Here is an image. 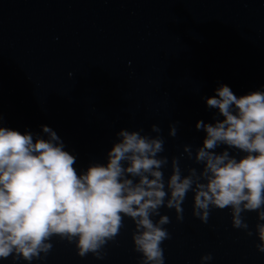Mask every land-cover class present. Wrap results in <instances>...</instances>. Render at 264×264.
<instances>
[{
	"label": "water",
	"instance_id": "obj_1",
	"mask_svg": "<svg viewBox=\"0 0 264 264\" xmlns=\"http://www.w3.org/2000/svg\"><path fill=\"white\" fill-rule=\"evenodd\" d=\"M221 85L237 97L264 92V0H0V127L35 140L48 139L47 125L78 175L107 164L122 130L162 139L156 158L166 160L158 170L167 195L151 219H170L164 264H264V205L240 213L247 228L233 227L231 207L210 205L206 223L193 215L196 183H207L196 160L206 132L196 122L223 119L206 104ZM225 150L246 155L224 144L211 151ZM174 162L182 178L195 170L182 221L167 207ZM121 215L118 234L95 252L81 256L78 237L53 234L46 252L28 261L14 251L0 264H144L136 225Z\"/></svg>",
	"mask_w": 264,
	"mask_h": 264
},
{
	"label": "clouds",
	"instance_id": "obj_2",
	"mask_svg": "<svg viewBox=\"0 0 264 264\" xmlns=\"http://www.w3.org/2000/svg\"><path fill=\"white\" fill-rule=\"evenodd\" d=\"M215 93L206 104L218 109L223 119L196 122V128L206 132L196 160L204 163L201 175L207 183H196L193 215L206 223L210 205L221 210L231 207L233 227L247 228L240 213L264 205V92L237 97L228 85H221ZM41 127L48 139L33 140L31 133L0 127V259L15 251L30 261L50 249L45 241L53 234L78 237L81 256L95 252L105 238L118 234L124 214L136 225L133 239L144 264H164L161 244L170 235L163 225L170 219L160 216L155 223L151 219L160 215L167 195L158 170L166 160L156 158L163 140L122 130L107 164L91 166L78 175L73 167L76 158L64 150L56 132L47 125ZM153 130L159 131L155 125ZM170 134H175L174 128ZM220 144L246 155L237 160L227 150L219 155L211 151ZM122 161L128 166H122ZM125 173L138 176L139 182L133 184ZM194 175L193 169L192 175L182 178L174 162L167 207L176 209L180 221ZM259 219L264 221V211ZM257 229L261 241L257 249L264 252V223Z\"/></svg>",
	"mask_w": 264,
	"mask_h": 264
}]
</instances>
